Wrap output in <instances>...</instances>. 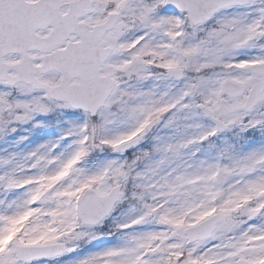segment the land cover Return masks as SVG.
Returning a JSON list of instances; mask_svg holds the SVG:
<instances>
[{
    "label": "snow or ice",
    "instance_id": "6c2138e0",
    "mask_svg": "<svg viewBox=\"0 0 264 264\" xmlns=\"http://www.w3.org/2000/svg\"><path fill=\"white\" fill-rule=\"evenodd\" d=\"M0 264H264V0H0Z\"/></svg>",
    "mask_w": 264,
    "mask_h": 264
},
{
    "label": "rangeland",
    "instance_id": "374dc122",
    "mask_svg": "<svg viewBox=\"0 0 264 264\" xmlns=\"http://www.w3.org/2000/svg\"><path fill=\"white\" fill-rule=\"evenodd\" d=\"M25 127H27V126H25ZM47 132H48V130H46L45 133H43V135H49V134H47ZM20 134H23V133H20ZM39 135H41V133H36V134H34L33 138H35V136H39ZM21 147H23V145H21Z\"/></svg>",
    "mask_w": 264,
    "mask_h": 264
}]
</instances>
